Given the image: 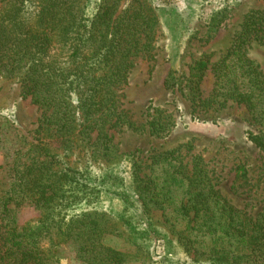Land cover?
Wrapping results in <instances>:
<instances>
[{
    "label": "trees",
    "instance_id": "obj_1",
    "mask_svg": "<svg viewBox=\"0 0 264 264\" xmlns=\"http://www.w3.org/2000/svg\"><path fill=\"white\" fill-rule=\"evenodd\" d=\"M0 3V71L16 78L22 95L43 109L41 137L25 161L10 167L8 188L0 195V264H58L68 252L83 264H125L126 253L106 243L113 226L96 204L103 185L68 157L83 145L111 162L120 152L111 129L143 127L162 136L175 125L156 106L148 108L145 124L138 125L119 100L134 59L151 51L160 20L143 2L122 11L118 0ZM255 42L264 44V8L245 15L218 61L212 64L211 55L204 54L192 62L187 75L173 74L165 85L181 90L195 107L244 104L257 125L250 139L264 151V73L249 56ZM211 64L215 84L205 97L203 82ZM175 152L158 155L179 160L171 172L166 168L162 184L144 171L146 162L136 156L134 184L124 189L123 201L134 206L133 198L145 208L152 202L177 201L170 213L185 225L173 231L187 258L179 264H264V208L256 216H244L211 184L201 158L192 163ZM179 187L182 196L175 192ZM26 203L39 216L34 224L20 226L16 211ZM149 232L143 233L145 240Z\"/></svg>",
    "mask_w": 264,
    "mask_h": 264
},
{
    "label": "rangeland",
    "instance_id": "obj_2",
    "mask_svg": "<svg viewBox=\"0 0 264 264\" xmlns=\"http://www.w3.org/2000/svg\"><path fill=\"white\" fill-rule=\"evenodd\" d=\"M137 2H143L151 15L155 11L160 22L153 31L151 51L134 59L130 78L120 89L121 107L141 125L145 124L148 108L156 106L170 114L175 125L162 136L143 127L113 128L109 133L120 151L114 160L107 162L83 145H77L68 160L103 185L96 204L108 214L113 226L105 235L106 243L126 253L125 264H153V260L154 264H179L187 258L174 232L184 227L185 221L173 220L170 213L177 201L161 196L166 200L162 205L152 202L145 208L133 198L135 205L128 207L122 199L124 189L134 184L133 160L140 156L146 162L144 171L162 184L166 168L171 172L179 166V160H165L158 155L177 150L175 154L181 153L185 161L192 163L199 157L214 188L244 216L263 211L264 151L250 139L249 132L256 131L257 125L249 110L233 101L221 107H195L181 90L167 88L165 80L173 74L187 75L192 62L204 54L211 55L212 64L223 57L245 15L252 9L264 8V0H118L119 9ZM249 56L261 64L264 73V44L253 43ZM212 64L205 72V97L215 84ZM42 118L43 109L22 95L17 79L0 71V195L8 188L10 167L15 161H25L28 150L38 143ZM53 148L62 151L57 146ZM181 181L179 178L177 183ZM175 192L182 196V187ZM16 216L18 224L24 226L34 224L39 212L26 203L17 209ZM145 230L150 231L147 240L142 236ZM164 257L167 261H158ZM58 264L83 263L68 252Z\"/></svg>",
    "mask_w": 264,
    "mask_h": 264
}]
</instances>
